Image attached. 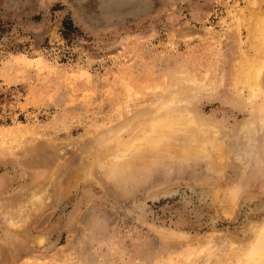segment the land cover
<instances>
[{"label": "rangeland", "instance_id": "374dc122", "mask_svg": "<svg viewBox=\"0 0 264 264\" xmlns=\"http://www.w3.org/2000/svg\"><path fill=\"white\" fill-rule=\"evenodd\" d=\"M103 4L0 0V264H195L200 244L243 242L264 218V128L237 130L250 101L232 77L241 51L255 54L246 19L264 0H149L108 21ZM215 82L190 107L226 138L225 168L170 159L127 187L78 177L101 140H127L158 98ZM54 170L60 186L28 218ZM230 186L236 213L223 206Z\"/></svg>", "mask_w": 264, "mask_h": 264}, {"label": "bare ground", "instance_id": "6f19581e", "mask_svg": "<svg viewBox=\"0 0 264 264\" xmlns=\"http://www.w3.org/2000/svg\"><path fill=\"white\" fill-rule=\"evenodd\" d=\"M252 2H251V4L250 3L249 4L252 5L253 3H255V2H253V3ZM125 4L126 3H124L123 5L118 4L117 6H120V7L108 6V12L111 14H114L116 12H120L124 8L136 9L135 7H137V5H138V7L140 5H145V6L148 5L149 0H140V1L137 0L136 4L134 3V5H132V3H128L127 5H125ZM253 6H252V8H250L251 10L248 14L249 20L246 19L248 21V23L246 21L245 22L248 24V28L251 30L252 36L250 37V46L255 51V54L253 56H249L247 51H241V53L239 54L238 59L236 61L237 64H235L236 69L234 72V76H232V77H234L233 87H234V92H235V93L234 92L233 93L237 94L239 96H241L244 93V91H246V90L249 93V99L248 100L250 102L249 101L248 102L250 103V107L248 106L249 109L247 111L250 112V115H249L250 117L245 122H243V123L241 122L242 124L240 125V129H237L241 133H248L250 130L256 129L257 126H258V128L259 127L264 128V85H263V74H264V11H262L261 9H260L261 11L258 10L257 6H256V8L255 7L253 8ZM104 12L105 11H103L101 13L104 15ZM130 12H128V13H130ZM120 14H117V15H120ZM248 15H247V17H248ZM99 16H101V15H99ZM113 17L115 18L114 15H113ZM108 19H110V17L107 18L106 20L108 21ZM216 72H218V71H216ZM219 76H222V75H219ZM195 77L196 76H194V78H192V80L195 79ZM204 78H203V80H204ZM216 79L218 80V78H216ZM164 80H166V78ZM186 80H184V81H186ZM192 80H191V82H194V80L193 81ZM196 81L199 82L200 80H198V78H196ZM164 82H165V84H168L167 83L168 81H164ZM217 82H219V80ZM187 87H189V86H187ZM218 87H219V84L215 82V85H207V86H203V87L202 86L193 87L190 90H188L187 92L170 91V93L168 95L166 94L162 98H158L157 102H155L154 105L151 103L153 105L152 111L139 115L138 118L133 120V124L128 126L129 138L127 140L122 139L120 137V134H117V136H116V134H114L109 141L104 140V139L101 140L102 141L101 146L98 149H95L92 152H90L89 162H87L85 164L84 168L81 169L82 172L78 175V177L88 178V179L90 177V180L97 181L98 183H102V184L107 182V181L108 182L109 181H115V182H119L121 185H124L125 187H127V186L133 185L134 182L136 181L137 175L141 174V173L143 174L144 170L146 173V172H148L149 169L154 168V166H156L159 162H164V161L170 162L172 159L173 160L177 159L178 161L179 160L182 161V160H186V159L191 160V159L201 158V159H204L207 161V163L209 165V166L207 165V168L210 167V170H212V171L217 170L219 168L220 169L225 168L227 166V164L231 162L230 161L231 155L233 153L230 150V148L226 146V138L221 135V131L217 125L211 123L210 121H207L205 118H202V116L200 114H198L197 111H195L193 108L190 107L192 104L191 102L197 96L198 92H200V93H202V92H215L218 89ZM167 89L169 91L171 88L170 89L167 88ZM162 90H166V89H164V87H163ZM235 101H236V99H235ZM118 107H120V106H118ZM130 113H132V112H130ZM102 129H104V128H102ZM117 131H119V129ZM96 132H95V134H96ZM93 134H92V136L94 137L95 135H93ZM90 136L89 137L86 136V137H88L89 139L90 138L92 139V137H90ZM106 136H107V134H106ZM84 139H85V141H84ZM86 139L87 138L84 137L82 139V143L89 140V139L88 140H86ZM234 140L235 139H233V141ZM179 143H181V144L179 145ZM81 145H83V144H81ZM9 155H11V154H9ZM237 157H239V156H237ZM239 159H240V157H239ZM234 160H235V158H234ZM186 161L188 162L189 160H186ZM165 162H164V164H168ZM234 162H236V160ZM243 167H242V169H243ZM54 171L55 172L52 171L50 173V175H48L46 180L43 181V182H45V184L47 186L49 185L48 189H52V192L47 190L48 192L46 193V190L42 189L44 186L42 184H40L39 186L41 187V185H42V187L40 188L38 186L40 189V190H38V192L41 190H44L45 192L42 191L41 194H40V192H39V194L36 193L35 194L36 199L32 198L34 200V202H35V200H36V202L34 203V209L31 212H28L27 217L33 216L34 212H37L38 210H40L41 208L46 206L48 204V202H50V200L52 199V197L54 195L53 193H55V190L58 187L57 184L60 186V184H59L60 182L58 180L59 174L57 175L56 170H54ZM63 181H64V179H63ZM61 187H62L61 188L62 192L67 189V188L65 189V187H63V186H61ZM226 187H228V186H226ZM108 189H109V187H108ZM239 189H240V186H239ZM110 190H111V186H110ZM34 191L37 192L35 189H34ZM236 191H235L234 186H232V187L230 186V188H228V191L225 192V194H226L225 196H226L227 200L224 199L225 204H223V206L225 207L224 209L227 210V212L232 211L234 213L236 210V208H235L236 203L234 202V195H235ZM236 196H237V194H236ZM32 197H34V195H32ZM21 202H23V201L21 200ZM261 207L262 206L258 207L260 209L258 211H264V208H261ZM29 210L30 209H28V211ZM23 213L25 214V213H27V211L23 212ZM226 215H229V214L226 213ZM24 218H25V216L23 214H20L17 217L16 221H14L15 224L20 225L22 223V221L25 222L26 220ZM22 227H24V225ZM249 229H250L251 236L248 239H246L243 242H240L238 244H235L232 242L228 243L227 240H226L227 242H225L223 240L225 243L223 242V244H219L220 242H218V243H217V241L215 242L214 241L215 239L213 240L214 241L213 243L208 242L209 240L207 242L204 241L206 243V244L204 243L205 245L203 243L202 244L199 243L201 245V247L197 246L198 248H200V249H197L198 251L195 248L196 246L194 247L195 250L197 251L196 254H198V256H199L198 258H196V256H195L196 254L194 255L195 259L198 260V261L197 260L196 261L199 262V259H200V261L202 259H203V261H204V259L205 260L207 259L206 262H204L205 264H208L211 261L215 262V264H237V261L246 252H248L249 249L255 244L256 238L259 235L260 231L264 230V218H262L261 221L253 222L251 224V226L249 227ZM41 240H39V241H41ZM41 242L43 243V240ZM199 244H197V245H199ZM202 245H204V246H202ZM192 248H191V250H192ZM171 252H169V254ZM187 252H189L190 255L192 254V253H190V251H187ZM189 254L187 253V256ZM193 254H194V252H193ZM187 256L183 257L181 259L183 260L184 258H187ZM185 260L188 261L187 259H185ZM196 261H194L195 264H197ZM183 262H184V260H183ZM190 262H192V261L190 260Z\"/></svg>", "mask_w": 264, "mask_h": 264}, {"label": "clouds", "instance_id": "9594fccd", "mask_svg": "<svg viewBox=\"0 0 264 264\" xmlns=\"http://www.w3.org/2000/svg\"><path fill=\"white\" fill-rule=\"evenodd\" d=\"M237 264H264V230H261L255 244L246 252Z\"/></svg>", "mask_w": 264, "mask_h": 264}, {"label": "water", "instance_id": "95a60500", "mask_svg": "<svg viewBox=\"0 0 264 264\" xmlns=\"http://www.w3.org/2000/svg\"><path fill=\"white\" fill-rule=\"evenodd\" d=\"M136 1L137 0H104V4L102 6V10L105 11L104 12L105 18H109L112 15L120 14L122 11H125V10L130 11V9H131V8H124L120 12H116L114 14H111V13L108 12V6L120 7V6H117V5L118 4L123 5L124 3H126L125 5H127L128 3H132V5H134V3L136 4Z\"/></svg>", "mask_w": 264, "mask_h": 264}]
</instances>
